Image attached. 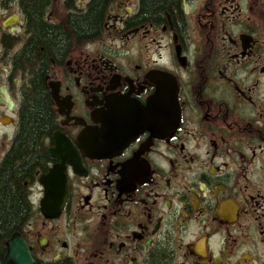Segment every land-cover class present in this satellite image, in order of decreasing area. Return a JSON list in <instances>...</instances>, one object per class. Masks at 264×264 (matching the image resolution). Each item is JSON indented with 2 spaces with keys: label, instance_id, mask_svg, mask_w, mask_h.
Returning a JSON list of instances; mask_svg holds the SVG:
<instances>
[{
  "label": "flooded vegetation",
  "instance_id": "flooded-vegetation-1",
  "mask_svg": "<svg viewBox=\"0 0 264 264\" xmlns=\"http://www.w3.org/2000/svg\"><path fill=\"white\" fill-rule=\"evenodd\" d=\"M92 1L44 7L71 45L46 71L55 128L3 263L19 234L35 264H264V0H180L158 22L115 0L103 33L78 42L66 27ZM33 37L24 1L0 0V173ZM56 167L67 199L49 218L39 178Z\"/></svg>",
  "mask_w": 264,
  "mask_h": 264
},
{
  "label": "trees",
  "instance_id": "trees-1",
  "mask_svg": "<svg viewBox=\"0 0 264 264\" xmlns=\"http://www.w3.org/2000/svg\"><path fill=\"white\" fill-rule=\"evenodd\" d=\"M25 10L34 29L29 49L20 57L30 69V83L23 90L21 123L12 150L0 173V236L16 231L30 211L29 186L36 169L43 166V142L55 128L54 113L45 85L50 59L61 61L71 42L61 26L53 27L42 22L48 0H23ZM115 0H93L85 12L70 17L66 27L77 36L78 42L99 37L104 31L106 15ZM180 0H142L141 12L136 18L158 22L165 12L178 8ZM134 19L133 24L138 21ZM39 47L45 53L38 58ZM32 206V205H31ZM0 264H4L0 257Z\"/></svg>",
  "mask_w": 264,
  "mask_h": 264
},
{
  "label": "water",
  "instance_id": "water-1",
  "mask_svg": "<svg viewBox=\"0 0 264 264\" xmlns=\"http://www.w3.org/2000/svg\"><path fill=\"white\" fill-rule=\"evenodd\" d=\"M56 142L68 145L66 140L59 135H55ZM50 156H54L49 153ZM65 175L61 167L51 170L47 176H41L39 183L46 189V195L41 201L40 208L42 213L49 218L59 216L60 211L67 199V185ZM7 263L8 264H35L31 256L30 249L25 240L19 234H15L7 243Z\"/></svg>",
  "mask_w": 264,
  "mask_h": 264
},
{
  "label": "bare ground",
  "instance_id": "bare-ground-1",
  "mask_svg": "<svg viewBox=\"0 0 264 264\" xmlns=\"http://www.w3.org/2000/svg\"><path fill=\"white\" fill-rule=\"evenodd\" d=\"M111 5H112V4H111ZM111 5H110V7H111ZM110 7H109V8H110Z\"/></svg>",
  "mask_w": 264,
  "mask_h": 264
}]
</instances>
